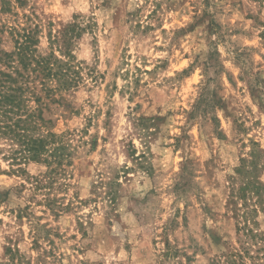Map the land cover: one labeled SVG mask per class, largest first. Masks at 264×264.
Instances as JSON below:
<instances>
[{
  "label": "rangeland",
  "instance_id": "obj_1",
  "mask_svg": "<svg viewBox=\"0 0 264 264\" xmlns=\"http://www.w3.org/2000/svg\"><path fill=\"white\" fill-rule=\"evenodd\" d=\"M27 17L40 51L73 34L80 80L46 115L61 187L33 191L45 166L10 173L0 142V264H210L233 246L226 189L239 168L264 184V0H0V50Z\"/></svg>",
  "mask_w": 264,
  "mask_h": 264
},
{
  "label": "trees",
  "instance_id": "obj_2",
  "mask_svg": "<svg viewBox=\"0 0 264 264\" xmlns=\"http://www.w3.org/2000/svg\"><path fill=\"white\" fill-rule=\"evenodd\" d=\"M26 19L24 26L9 29L10 50H0V142L7 144L3 157L10 173L25 174L23 167L30 163L45 166L42 175L27 180L33 191L46 190L47 196L54 186L61 187L56 180L68 166V154L64 136L52 131L54 120L46 115L52 112L50 105L64 104L62 94L75 89L80 77L67 48L73 34L68 36V30H62L50 39V45L61 43L55 50L59 56L50 48L40 51V28L32 22L26 25L31 21ZM236 174L244 182L236 186L232 179L226 189V206L234 220V245L210 264H264V184L250 172L242 173V168ZM45 201L51 202L49 198ZM14 252L18 250L6 248L9 262Z\"/></svg>",
  "mask_w": 264,
  "mask_h": 264
}]
</instances>
